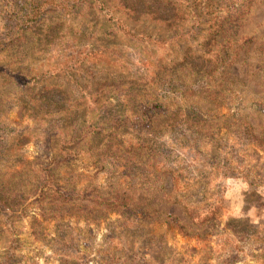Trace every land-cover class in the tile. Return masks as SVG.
Segmentation results:
<instances>
[{
  "label": "rangeland",
  "instance_id": "rangeland-1",
  "mask_svg": "<svg viewBox=\"0 0 264 264\" xmlns=\"http://www.w3.org/2000/svg\"><path fill=\"white\" fill-rule=\"evenodd\" d=\"M29 1L0 0V181L26 194L14 235L0 232V262L14 239V264H264V0L224 27L217 42L228 54L218 58L215 42L202 47L188 32L192 0L181 19L170 9L157 22L146 0H124L133 9L118 15L124 26L87 4L46 12L27 29L13 11L24 14ZM47 93L68 94L69 124L73 113L91 125L132 107L151 118L116 138L90 127L59 174L67 202L26 197L37 158L56 152L47 110L61 102L47 103ZM176 167L173 181L166 171ZM116 200L161 220L130 227L124 209L99 204ZM10 215L0 209V222Z\"/></svg>",
  "mask_w": 264,
  "mask_h": 264
},
{
  "label": "trees",
  "instance_id": "trees-1",
  "mask_svg": "<svg viewBox=\"0 0 264 264\" xmlns=\"http://www.w3.org/2000/svg\"><path fill=\"white\" fill-rule=\"evenodd\" d=\"M189 0H146L144 6L146 10H149L153 16H157L155 19L157 22L161 21L160 13H167L170 9H172L177 19H181L180 17L185 14V5ZM254 0H192L191 7L194 11L193 15V24L190 32L196 34V38H203L202 47H205L206 44H210V42H215L217 45V51L214 54V57H222L227 53V41L217 42V39L220 37V34L224 30V27L231 24H236L238 21L243 19V17L249 12V9ZM110 1L108 0H30L26 3L25 13L15 12V17L19 14L18 22H23L26 28H29V25L36 23L40 20L41 17L44 16L46 12H54L57 9L65 11H71L76 7H81L87 4H93L96 6L100 13H103V16L106 20L124 26L120 21L122 18H118L121 12H124L128 9L129 12H133V9L125 5L124 0H117L116 5L109 7ZM72 12V11H71ZM128 24V23H127ZM127 26V25H126ZM27 28V29H28ZM134 30V28H133ZM209 35V37H202L203 35ZM21 34V33H20ZM19 34V36H20ZM142 35V34H141ZM205 45V46H204ZM196 53V51L194 52ZM208 53V52H206ZM206 53L202 54L205 56ZM216 68H212V71L215 72ZM48 91V90H47ZM63 98H60L58 94H50L47 93V103L51 101V98L56 97V102H52L53 106L56 104L59 105L54 108L55 112L52 110H47L48 117L54 124V128L57 130V134L55 137V153H51L49 151L46 154H43V160L39 161L37 158V166L34 170L35 177L34 183L32 186V191L27 193L26 197H35L38 202L42 203L43 199L48 201H58V202H67V199H70L67 194V187L65 182H63V178L60 177V172L64 169H68L72 161L70 160V156H73L74 150L81 144H84V139L89 138L90 136V127L94 131H102L104 135L107 137L112 136L113 138L117 137V130L121 128H125V124H132L136 122H140L143 125H150V117L147 115V110L143 108L141 113H138L137 110L132 108L126 109H118L122 110L123 113L115 114L114 112H110L103 117H97L96 120H93L91 125L86 123L81 118H77V114L73 113L72 116H76V118L69 124L67 122L66 112L67 110L75 112L76 110L72 107H64V102L68 101V94H64ZM151 97H154L153 95ZM117 98V96H115ZM133 99L135 101H144V98L139 99L138 96H134ZM155 99V98H154ZM60 102H57V101ZM105 105V104H104ZM106 106V105H105ZM78 105L75 106L77 108ZM135 107V106H134ZM158 111V110H157ZM116 112V111H115ZM161 112H165L163 109ZM199 114H194L196 116V120H198V124H202L204 119L200 118ZM182 113L177 111L175 113H171V118L169 120L170 123L176 121V119H180L182 117ZM194 116L189 115V121L195 120ZM201 119V120H199ZM182 120V119H181ZM76 122L79 126L78 128L74 127L73 122ZM173 121V122H172ZM186 121V120H185ZM118 123V124H116ZM100 125V126H95ZM178 127V125H176ZM202 126V125H201ZM173 127V126H172ZM183 128V126H180ZM184 129V128H183ZM188 129V127L186 128ZM65 134V140L61 141V137ZM100 134V132L98 133ZM69 140L67 146L71 145V148H67L65 146V141ZM147 141H151L148 139ZM62 143V146L59 144ZM112 144L109 141L108 145ZM173 155L170 157L172 158ZM154 164L160 165L162 169H165L166 166V157L162 154H154ZM156 162V163H155ZM170 173L173 178V181L180 180L179 175L181 176L182 169L176 167L175 169H171L166 171ZM14 186L10 183H5L0 181V209L3 211L8 210L11 212L10 217L4 222H0V225L3 226L0 232L5 233L6 235L13 236L14 234V224L12 220L19 219L17 213L19 209L24 208L25 206V195L26 194H16V190L13 189ZM119 202L116 200L115 203H104L101 202L99 204L105 205L108 208L117 210L124 209L120 211L122 220L128 226L132 227L137 222H144L146 218L149 222L161 220L160 212L157 210H145V208H141L138 206L134 207H126L124 204H118ZM9 221V223H8ZM7 237V236H6ZM1 239V238H0ZM8 239V238H7ZM0 241H6L1 239ZM14 239L10 240V246L6 247L4 263L3 264H14L12 253L14 251L13 248ZM7 245V244H6ZM0 264H2L0 262Z\"/></svg>",
  "mask_w": 264,
  "mask_h": 264
}]
</instances>
